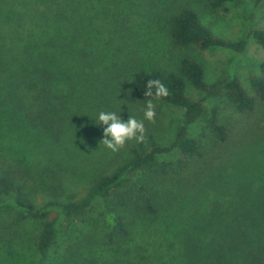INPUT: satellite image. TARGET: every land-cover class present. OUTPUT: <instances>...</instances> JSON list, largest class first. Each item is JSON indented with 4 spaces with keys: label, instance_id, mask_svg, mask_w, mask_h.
Wrapping results in <instances>:
<instances>
[{
    "label": "trees",
    "instance_id": "obj_1",
    "mask_svg": "<svg viewBox=\"0 0 264 264\" xmlns=\"http://www.w3.org/2000/svg\"><path fill=\"white\" fill-rule=\"evenodd\" d=\"M229 1L212 0L210 5L226 9ZM12 13L4 8V18L16 25L0 28V140L18 137L27 143L35 134L58 140L76 122L74 77L85 71V62L92 69V52L58 43L50 33L25 29ZM166 20L174 46L222 47L239 54L247 45L243 38L216 36L190 7H179ZM249 33L264 48V28L252 26ZM176 65L131 72L124 93L127 100L146 107L153 99L144 95L147 82L163 84L168 94L153 103L180 110L173 138L160 143L147 132L143 141L127 146L125 156L96 173L80 197L63 198L61 179L48 172L24 178L0 169V209L15 212L16 220L37 223L33 242L38 257L62 238L67 245L64 252L57 251V258L63 264H264V130L256 134L249 129L248 135L255 137L248 144L233 143L232 127L222 120L219 106L205 108V102L222 96L234 113H255L264 105V62L261 73L250 77L252 92L233 71L208 82L194 58L182 56ZM189 87L199 95H192ZM202 119L203 129L194 130ZM207 147L214 148L212 201L198 195L202 188L177 183ZM170 154H175L173 160H162ZM236 156L240 164L229 170ZM251 165L254 171H248ZM172 170L177 180L170 188H142L141 193L125 188L132 176L155 172L170 179ZM203 176L193 178L191 185L207 181ZM38 191L49 198L37 202Z\"/></svg>",
    "mask_w": 264,
    "mask_h": 264
},
{
    "label": "rangeland",
    "instance_id": "obj_2",
    "mask_svg": "<svg viewBox=\"0 0 264 264\" xmlns=\"http://www.w3.org/2000/svg\"><path fill=\"white\" fill-rule=\"evenodd\" d=\"M211 1L0 0L1 29L16 25L4 18V8H7L19 19L18 25L21 27L37 33H50L58 43L85 47L92 52V69L85 62V71L77 72L74 77L77 83L72 98L75 100L72 110L75 124L58 140L43 134L40 137L35 134L32 142L27 143L18 137L0 140V169L15 171L24 178L48 172L49 177L61 179L63 198L69 195L80 197L96 173L110 160L125 156L127 146L136 142L133 138L116 151L108 149L101 140L106 126L93 123L95 114L101 110L120 113L123 119L134 117L144 124V134L151 132L160 143L169 142L180 120V110L155 105L159 110L155 111L156 115L150 121L144 116L145 106L124 96L129 74L139 68L175 69L180 57L189 56L202 64L206 81H214L233 71L242 85L252 92L250 77L261 73L264 48L256 43L249 32L252 26L264 28V0H232L226 3V9L212 8ZM182 6L197 11L202 22L216 36L234 41L246 39L245 50L238 54L222 47L199 49L194 45H172L167 35L166 19ZM81 62L84 60L80 59ZM188 89L192 95H199L197 90ZM121 104L124 105L120 107ZM214 104L219 106L222 120L232 127L233 143L242 141L248 144L255 137L248 135L249 129H254L256 134L264 130V105L258 106L250 116H240L232 111L222 96L205 102L206 111ZM204 124V119L200 120L194 130L201 131ZM207 148L202 159L179 174L177 183L182 184V188H202L198 195L212 201L216 171L214 148ZM238 157L230 161L229 170L238 163ZM174 158L175 154L162 156L164 161ZM243 167L247 169L245 164ZM260 169L263 171V167ZM254 170L252 165L248 166V171ZM173 171L168 174L170 179L155 172L132 176L125 188H132L134 193L138 190L141 193L142 188H170V184L177 180ZM200 174L207 181L200 185L196 182L193 187L192 179ZM46 193L38 191L37 202L47 200L49 197ZM15 217L12 210L0 209V264H63L57 258V251L64 252L67 245L62 238L40 258L33 242L37 223L33 220H16Z\"/></svg>",
    "mask_w": 264,
    "mask_h": 264
},
{
    "label": "clouds",
    "instance_id": "obj_3",
    "mask_svg": "<svg viewBox=\"0 0 264 264\" xmlns=\"http://www.w3.org/2000/svg\"><path fill=\"white\" fill-rule=\"evenodd\" d=\"M146 87L147 91L144 95L153 99H158L168 94L167 89L159 81H148ZM153 99L146 101V110L144 112L145 118L150 121L156 115ZM122 105L124 104H121L120 107ZM93 123L106 126L103 128V138L101 140L112 151L118 150L127 140L135 138L137 142H141L144 139V124L134 117L123 119L120 113L101 110L95 114V122Z\"/></svg>",
    "mask_w": 264,
    "mask_h": 264
}]
</instances>
